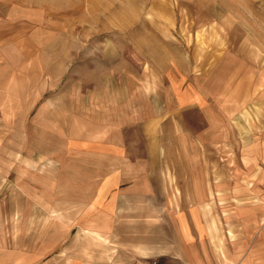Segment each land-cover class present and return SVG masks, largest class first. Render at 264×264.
<instances>
[{"label":"crops","instance_id":"1","mask_svg":"<svg viewBox=\"0 0 264 264\" xmlns=\"http://www.w3.org/2000/svg\"><path fill=\"white\" fill-rule=\"evenodd\" d=\"M24 14L0 12V264H264V60L198 74L161 41L155 77Z\"/></svg>","mask_w":264,"mask_h":264},{"label":"rangeland","instance_id":"2","mask_svg":"<svg viewBox=\"0 0 264 264\" xmlns=\"http://www.w3.org/2000/svg\"><path fill=\"white\" fill-rule=\"evenodd\" d=\"M1 11L13 18L23 12L32 21L41 18L51 31L71 25L79 40L83 24L100 29L88 34L91 48L113 41L139 70L153 66L155 77L165 64L158 59L161 41L179 47L198 74L202 64L210 69L228 49L236 58L242 57L240 47L247 48L243 55L250 63L264 60V0H4ZM150 41L153 50L146 47Z\"/></svg>","mask_w":264,"mask_h":264},{"label":"built area","instance_id":"3","mask_svg":"<svg viewBox=\"0 0 264 264\" xmlns=\"http://www.w3.org/2000/svg\"><path fill=\"white\" fill-rule=\"evenodd\" d=\"M149 264H162L158 259H153Z\"/></svg>","mask_w":264,"mask_h":264}]
</instances>
